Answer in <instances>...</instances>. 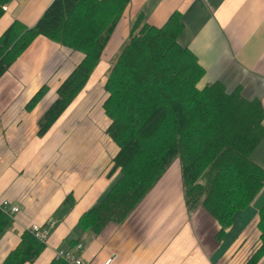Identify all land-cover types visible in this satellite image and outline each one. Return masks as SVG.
Returning a JSON list of instances; mask_svg holds the SVG:
<instances>
[{
  "label": "crops",
  "instance_id": "crops-1",
  "mask_svg": "<svg viewBox=\"0 0 264 264\" xmlns=\"http://www.w3.org/2000/svg\"><path fill=\"white\" fill-rule=\"evenodd\" d=\"M52 1H10L0 17V35L15 19L33 26ZM174 12L184 23L178 43L205 69L198 86L216 81L228 91L241 86L245 98L259 99L264 108V0H130L87 84L43 136L38 121L81 54L37 36L0 77V202L19 207L0 239V264L35 224L49 230V237L39 258L25 264H51L59 251L73 252L85 264H104L109 257L110 264L235 263L231 257L239 254L236 248L258 213L239 230L236 219L249 207L239 211L217 240V221L205 209L186 205L178 160L121 223L110 222L98 234L79 225L120 174L109 176L118 147L105 132L103 112L85 100L105 78L140 14L162 26ZM42 88L44 95L31 105ZM251 159L264 169V137ZM70 194L74 202L66 209ZM263 196L264 188L252 204Z\"/></svg>",
  "mask_w": 264,
  "mask_h": 264
},
{
  "label": "trees",
  "instance_id": "trees-1",
  "mask_svg": "<svg viewBox=\"0 0 264 264\" xmlns=\"http://www.w3.org/2000/svg\"><path fill=\"white\" fill-rule=\"evenodd\" d=\"M12 0H0V17ZM130 0H53L33 26L15 19L0 35V77L39 35L81 54L61 82L57 97L38 121L45 135L87 84ZM184 29L174 12L162 26L140 14L108 70L103 107L106 133L118 146L111 176L119 178L102 199L79 219L85 231L98 234L110 222L121 223L178 160L189 210L205 209L218 223L216 239L264 188V169L251 154L264 137V108L248 100L238 86L228 91L216 81L200 88L205 69L178 43ZM42 88L31 105L42 98ZM68 195L64 207L74 200ZM12 225L0 209V239ZM258 228L262 245L248 264L264 254V204ZM46 248L29 230L1 264L36 261ZM51 264H67L54 259Z\"/></svg>",
  "mask_w": 264,
  "mask_h": 264
},
{
  "label": "rangeland",
  "instance_id": "rangeland-1",
  "mask_svg": "<svg viewBox=\"0 0 264 264\" xmlns=\"http://www.w3.org/2000/svg\"><path fill=\"white\" fill-rule=\"evenodd\" d=\"M118 53L112 59L111 65L109 66L108 70L112 67L113 63L115 62V59H116ZM107 73H108V71H107ZM106 79H107V74H106L105 78L102 81H100V83L96 86V88L93 89V92L91 93V95L89 97H87L85 100L86 105L93 103L95 107L99 108L103 112L104 119H106V123H107L106 128H105V132H106V129L108 127V122H109L108 117L106 116L105 111H104V107H103V102L107 96V91L105 89ZM263 204H264V196H263V200L258 201V202H254L253 204L251 203L248 206L249 208L247 207L248 210L246 212H244L245 210L240 212V213H244V214H242V215L239 214L240 216H238V218L236 219L237 223L240 226V227H238L239 230H242L243 228H246L248 225L250 226V222L252 221L253 218H255L257 216V213H258V217L256 218V220H254L255 222L249 227V229L245 235V238L242 240L241 244L236 248L237 249L236 252H238L239 254L236 257L235 256L231 257V261L236 260L234 264H237L239 261H241L242 264H248L251 261V259L253 258L254 254L258 251V249L262 245L261 232L258 228V222H259V211L258 210L261 208V206ZM243 217H244V219H241ZM239 219H241V220H239ZM238 228L236 226V228H235L236 231L238 230ZM225 248H226V246H224V249ZM257 264H264V254L262 255L261 259L258 261Z\"/></svg>",
  "mask_w": 264,
  "mask_h": 264
},
{
  "label": "built area",
  "instance_id": "built-area-1",
  "mask_svg": "<svg viewBox=\"0 0 264 264\" xmlns=\"http://www.w3.org/2000/svg\"><path fill=\"white\" fill-rule=\"evenodd\" d=\"M0 209L8 213V215H13L14 213H17L19 211V207L17 205H13L7 200H3L2 202H0ZM53 224L54 222L51 223V225ZM28 230L38 240L46 244L49 237V230L37 224L32 225ZM77 248L79 249L82 248V245L78 244ZM57 258L64 259L67 262V264H85L80 257L76 256L73 252H69V251H59L57 253ZM113 259L114 257H109L104 264H110L113 261Z\"/></svg>",
  "mask_w": 264,
  "mask_h": 264
}]
</instances>
